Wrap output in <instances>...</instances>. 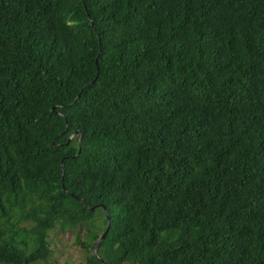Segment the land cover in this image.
I'll return each instance as SVG.
<instances>
[{
  "label": "trees",
  "instance_id": "trees-1",
  "mask_svg": "<svg viewBox=\"0 0 264 264\" xmlns=\"http://www.w3.org/2000/svg\"><path fill=\"white\" fill-rule=\"evenodd\" d=\"M55 228L85 264H264V0H0V264Z\"/></svg>",
  "mask_w": 264,
  "mask_h": 264
},
{
  "label": "rangeland",
  "instance_id": "rangeland-1",
  "mask_svg": "<svg viewBox=\"0 0 264 264\" xmlns=\"http://www.w3.org/2000/svg\"><path fill=\"white\" fill-rule=\"evenodd\" d=\"M84 229L69 234L65 230L54 229L47 235L49 248L51 250L50 264H85V251L79 246V242L88 243ZM21 240L23 238H17ZM107 247H103L106 250Z\"/></svg>",
  "mask_w": 264,
  "mask_h": 264
},
{
  "label": "water",
  "instance_id": "water-1",
  "mask_svg": "<svg viewBox=\"0 0 264 264\" xmlns=\"http://www.w3.org/2000/svg\"><path fill=\"white\" fill-rule=\"evenodd\" d=\"M76 99V98H75ZM53 111V108L51 109ZM59 115V114H58ZM73 135H76L77 136V144H78V151L76 153L75 156L78 155L79 153V141H80V136L77 132H74L73 134H71V137ZM60 168H61V179H62V176H63V163L62 161H60ZM99 208H101L103 210V214H104V219H105V226H104V230L103 232L100 234V236L98 237V239L96 240L95 244L93 245L92 249H91V254L93 256L96 255V251L97 249L99 248L100 244L102 243V241L104 240L105 236H106V233L108 231V227H109V222H110V219H109V215L107 213V211L105 210V208L103 206H98ZM96 208L95 207H91V208H88L89 211H93L94 209ZM102 264H105L103 261H101Z\"/></svg>",
  "mask_w": 264,
  "mask_h": 264
}]
</instances>
